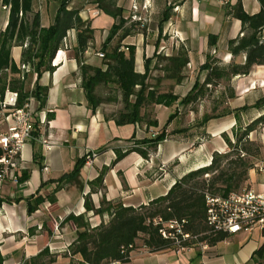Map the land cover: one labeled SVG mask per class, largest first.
<instances>
[{
    "label": "crops",
    "instance_id": "crops-1",
    "mask_svg": "<svg viewBox=\"0 0 264 264\" xmlns=\"http://www.w3.org/2000/svg\"><path fill=\"white\" fill-rule=\"evenodd\" d=\"M236 1L151 0L149 12L153 18L147 30H133L120 41L121 48L127 51V46H133L134 67L140 73L145 70L146 58L151 59L149 67L152 68L157 60L155 54L171 55L179 48L186 49L188 72L180 83L172 87L173 93L182 97L195 81H203L206 70L201 69V65L208 52L224 65L243 63L244 52L232 55L227 49V41L242 34L241 21L225 15V3ZM132 2L135 1L117 0V4L124 8V15ZM142 2L139 0L140 4ZM241 3L250 14L261 8L259 0H241ZM1 4L0 33L9 17V10L3 9ZM165 6H170V16L159 23L160 12ZM58 7L59 0H32L31 11L38 12L40 25L47 27L53 23ZM67 8H78L81 19L87 21L93 30V38L84 51L83 61L94 66L102 65V57L98 53H102L100 47L114 18L89 0H70ZM209 33L217 37L216 44L211 47L207 43ZM260 35L264 39V28ZM116 41L117 37H113L109 45ZM76 45V29L70 28L51 60L53 69L43 70L38 77L33 69L26 72L24 87L31 90L37 82L47 87V96L40 107L38 101L30 97L33 116L39 121L40 135L35 145L31 138L21 149L23 169L20 174L22 170H28V178L18 185L9 181L0 185V197L3 198L0 204L3 264H22L44 248L57 258L65 252L69 253L67 246L75 238L77 230L72 220H65L69 214H83L91 226L109 218L107 213L100 215L85 210L87 194L95 207L102 199L136 207L165 194L182 175L209 164L214 151H226L228 145L223 134L234 141L245 112L238 111L236 115L235 109L248 104L249 97L253 98L250 102L253 103L264 95V64H254L248 74L231 77L230 92L233 97L216 106V110L223 109L221 116L202 122L201 116L208 112V108L200 96L194 107L191 104L197 100L185 104L175 101L171 106L153 104L144 108L142 112L154 117L157 126L147 129L144 123L118 125L110 116L115 111L110 108V103H101L94 109L88 105L81 87L79 62L75 58ZM22 48V45L15 44L10 49V58L17 67L21 63ZM6 72L8 79L18 77L19 73H12L9 69ZM220 94L227 96L226 89L223 88ZM183 105H186L184 119L180 110ZM160 111H166L168 116L171 113L175 115L168 121L167 116L166 121L160 123ZM163 126L167 132L165 140L159 142L147 157L129 151L113 163L118 152H125L135 142L149 136L151 129ZM35 149L40 154L42 167L33 158ZM91 151H95L96 155L89 163L85 157V163L80 168V188L67 184L55 191L53 201L46 198L32 212H28V197L50 194L56 182L49 181L70 171L78 158ZM99 173H102V186L95 185L91 191L89 182ZM245 187L264 191V153L248 169ZM263 241L264 227L229 233L213 244L194 243L155 251H150L138 237L126 260H111L105 264H264V253L262 256L254 254ZM73 256L82 260L78 253Z\"/></svg>",
    "mask_w": 264,
    "mask_h": 264
},
{
    "label": "trees",
    "instance_id": "trees-1",
    "mask_svg": "<svg viewBox=\"0 0 264 264\" xmlns=\"http://www.w3.org/2000/svg\"><path fill=\"white\" fill-rule=\"evenodd\" d=\"M101 11L114 18L109 28L108 35L100 47L102 65L94 66L83 61L84 51L93 38V30L87 21L79 16L78 8L67 6L70 0H59V7L54 21L47 27L40 25L38 12H32V0H0L2 4H10L9 17L5 29L0 33V96L6 86L18 92V105H22L28 98L33 97L38 101L39 107L45 102L47 87L35 82L31 90L24 87L23 78H7L6 70L18 73V67L10 58L12 45H22L21 63H28L37 73V77L43 70H52L51 60L59 49L66 31L70 28L76 29L77 45L75 58L79 62L81 75V87L84 90L88 105L94 109L101 103H111L119 100L121 108L113 111L110 116L118 125L126 123H144L148 129L150 126H157V120L146 112H142L153 104L171 106L175 101L185 104L195 102L204 94L208 85H216L219 82H229L234 75H246L254 64H264V39L260 32L264 28V0H259L261 8L258 12L247 13L242 6L241 0L235 3H225V15L234 17L241 21V36L231 38L227 41V49L232 55L241 52L245 53L243 63L221 64L220 60L207 53L201 69L206 70L202 82L195 81L190 90L182 97L174 94L172 88L161 91L155 85L161 79H171L174 84L180 83L184 77L183 69L189 58L187 50H179L171 55L155 54L156 62L149 67L150 58L145 59V70L137 72L134 67V48L127 46V51L121 48L120 41L131 34L136 26L126 25L127 18L124 15V8L117 4V0H89ZM170 16V6H165L159 16V23L167 20ZM145 31V29H143ZM113 37L117 41L113 45L109 42ZM215 34H208L207 43L211 47L216 44ZM27 42L24 45V42ZM162 71L161 76L155 78L154 84L149 82L152 78L153 69ZM103 86L116 91L117 94L103 96L99 93V87ZM226 89V87H225ZM227 97H233L229 92ZM255 108L263 111L260 115L247 123L240 132L235 133L234 141H231L225 134L224 139L228 150L224 152L214 151L210 163L196 169L190 170L177 179L167 192L151 199L146 204L136 207L124 206L120 202L106 201L102 199L99 206L95 207L89 200L87 194L84 199L85 210H91L94 214H108V220H101L94 226L85 221L83 214H69L65 220H72L75 224L76 236L68 244L70 254H80V264H105L111 260H126L129 249L121 251V247L134 244L138 237L142 238L143 244L150 250L155 251L168 247L188 246L194 243L213 244L222 240L229 233L224 231H213L206 221V195L227 196L230 192L247 189L245 181L248 169L253 163L246 155H256L249 150L247 143L248 134L255 129V126L264 122V95L258 97L251 105L244 104L236 108L238 111H246ZM224 113V112H223ZM220 113L216 116H221ZM171 113L167 121L173 118ZM215 117L204 114L202 122ZM38 119H32V143L39 138ZM150 135L135 142L125 152H118L113 161H118L126 152L136 151L147 157L151 150H154L159 142L167 135L165 126ZM2 153L0 149V154ZM33 158L39 164L40 154L35 149ZM85 163V155L78 158L73 168L63 173L60 177L49 182H56L53 191L47 196L35 195L27 198V210L32 212L38 204L46 198L54 200V193L67 184L82 186L80 180V168ZM29 176L28 170H22L19 175V183H23ZM91 191L93 186H102V173L89 182ZM3 198L0 197V204ZM175 221L181 233H177L176 226H169V222ZM165 231L164 236L161 231ZM174 235H171V234ZM182 234L188 237L182 239ZM193 237L195 239H193ZM176 238L180 240L176 243ZM264 253V241L254 251L255 255L262 256ZM49 255L48 249H42L29 261L22 264H47L43 261L44 256ZM52 260V259H50ZM0 264H3V255L0 250ZM18 264V263H17Z\"/></svg>",
    "mask_w": 264,
    "mask_h": 264
},
{
    "label": "built area",
    "instance_id": "built-area-1",
    "mask_svg": "<svg viewBox=\"0 0 264 264\" xmlns=\"http://www.w3.org/2000/svg\"><path fill=\"white\" fill-rule=\"evenodd\" d=\"M1 7L9 10L10 4H1ZM132 7L136 9V5ZM142 8H147L145 1ZM133 18H136V15ZM141 25H144V22ZM23 44L26 45L27 42ZM98 55L102 57L103 53H98ZM18 68L20 78H23L25 72L32 70L28 63H20ZM33 113L30 98L19 106L17 90L5 87L0 96V149L2 151L0 154V185L5 181L15 185L19 184L20 170L23 169L21 149L32 138ZM155 133L154 131L152 135ZM95 155V151L87 153L86 161L89 163ZM206 205V221L213 231L234 233L264 227V191L242 189L230 192L227 196L206 195ZM173 225L177 227L176 231L181 233L175 221L169 222L170 227ZM161 232L164 236L166 235L165 231ZM187 237L188 234H182V239ZM179 242L180 240L176 238V243L179 244ZM133 247L134 244H129L127 247L122 246L121 251L130 250Z\"/></svg>",
    "mask_w": 264,
    "mask_h": 264
},
{
    "label": "rangeland",
    "instance_id": "rangeland-1",
    "mask_svg": "<svg viewBox=\"0 0 264 264\" xmlns=\"http://www.w3.org/2000/svg\"><path fill=\"white\" fill-rule=\"evenodd\" d=\"M135 2H132L130 8L126 11L125 16L127 18V22L126 25H134L137 26V30H147V27L149 26L150 20L153 18V16H151V13L149 12V6H150V2L151 0H143V2L140 4L139 0H134ZM144 1L147 4V8L143 9L142 8V4L144 3ZM136 5V9H134L132 6ZM136 15V18H133V16ZM138 17H140V19H138ZM152 17V18H151ZM144 22V25H141V23ZM135 28V29H136ZM188 72V68L187 65L185 66V68L183 69V74L186 76V73ZM162 71L157 69H153L151 72V76H152V80H150L149 82L154 84L156 82L155 78H157L158 76H161ZM231 81L229 82H219L216 85H209L207 87H205L204 89V94L201 96L202 102L203 104L207 105L208 108V112L206 113L209 116H216L223 111V109L218 108L216 110V106H219L222 102H228L229 98L231 97H227V96H222L220 94V92L223 90V88L226 87V91L227 94H229L230 90H231ZM174 85L173 80L171 79H161L160 81L157 82V84L155 85L159 90L164 91V90H169L170 88H172ZM99 93L103 96H107V95H115L117 94L115 90L113 89H108L106 87L100 86L99 87ZM228 98V99H227ZM252 97H249L248 99V105H251L252 103H250L252 101ZM197 100L194 104H191V106H196L198 104ZM110 108L112 110H117L118 106H122L121 103L119 102V100H116V102H111L110 103ZM186 105H183L181 107V118L184 119L185 113H186ZM164 110V109H163ZM164 112V113H163ZM166 111H160L158 114V119L160 123H164L166 121V118L168 116V114L165 113ZM263 111H258L255 108H249L248 110H246L245 112H243L242 114V118H241V124L240 126L237 128V131L240 132L244 126L249 123L250 121H252L254 118H256L258 115H260ZM204 115H202L201 117L203 118ZM203 119H201L202 121ZM244 121V123H243ZM160 129V128H159ZM158 128H153L149 131V136L153 134L154 131L159 130ZM248 139L250 141H252V143H247L246 145L249 147V150L253 151L254 153L258 152V154L256 155H246V157H248L252 162L257 161V159L262 158L263 153H264V122L259 123L255 126V129L252 130L249 134H248ZM229 148L227 147V150ZM178 233V231H177ZM171 235H174L173 233ZM193 239H195L193 237ZM52 259V260H50ZM43 261L47 264H80L82 260H79L76 256H73V254L67 253L65 252L64 255L60 256V257H55L52 255H46L43 258Z\"/></svg>",
    "mask_w": 264,
    "mask_h": 264
}]
</instances>
